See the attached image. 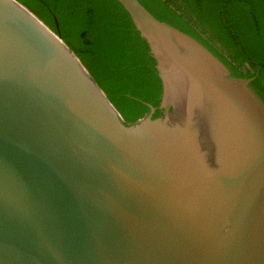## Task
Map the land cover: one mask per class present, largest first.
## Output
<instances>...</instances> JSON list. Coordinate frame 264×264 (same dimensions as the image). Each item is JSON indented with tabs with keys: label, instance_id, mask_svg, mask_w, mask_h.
Listing matches in <instances>:
<instances>
[{
	"label": "water",
	"instance_id": "water-1",
	"mask_svg": "<svg viewBox=\"0 0 264 264\" xmlns=\"http://www.w3.org/2000/svg\"><path fill=\"white\" fill-rule=\"evenodd\" d=\"M116 1L156 63L155 119L125 122L58 31L0 0V264H264L255 77Z\"/></svg>",
	"mask_w": 264,
	"mask_h": 264
},
{
	"label": "trees",
	"instance_id": "trees-1",
	"mask_svg": "<svg viewBox=\"0 0 264 264\" xmlns=\"http://www.w3.org/2000/svg\"><path fill=\"white\" fill-rule=\"evenodd\" d=\"M79 58L125 122L155 108L162 84L146 41L116 0H18ZM156 20L192 37L230 71L254 81L264 102L263 0H137ZM57 25V28H56Z\"/></svg>",
	"mask_w": 264,
	"mask_h": 264
}]
</instances>
